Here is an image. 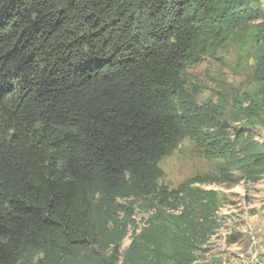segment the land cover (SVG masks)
Masks as SVG:
<instances>
[{"label":"trees","instance_id":"obj_1","mask_svg":"<svg viewBox=\"0 0 264 264\" xmlns=\"http://www.w3.org/2000/svg\"><path fill=\"white\" fill-rule=\"evenodd\" d=\"M257 3L0 0V264H209L222 202L205 187L264 180ZM230 47L260 88L199 104L186 72ZM184 138L221 164L170 190L159 164Z\"/></svg>","mask_w":264,"mask_h":264},{"label":"rangeland","instance_id":"obj_2","mask_svg":"<svg viewBox=\"0 0 264 264\" xmlns=\"http://www.w3.org/2000/svg\"><path fill=\"white\" fill-rule=\"evenodd\" d=\"M264 11V0L254 6ZM184 80L187 88L196 93L199 104L218 102L228 108L234 99L255 94L260 88L255 80V63L252 50L240 52L234 47L225 51L211 50L201 62L189 69ZM258 141H264V125L252 131ZM220 161H207L188 138H184L175 152L164 158L159 167L162 177L159 184L175 190L180 184L196 175L216 174ZM219 193L222 207L218 212L220 228L206 247L198 253L200 262L209 264H264V180L253 185L241 182L231 185L207 186ZM144 215L137 214L138 228L143 226ZM239 235L236 243L228 237ZM129 236L122 243L124 250ZM248 256V259L246 258Z\"/></svg>","mask_w":264,"mask_h":264},{"label":"built area","instance_id":"obj_3","mask_svg":"<svg viewBox=\"0 0 264 264\" xmlns=\"http://www.w3.org/2000/svg\"><path fill=\"white\" fill-rule=\"evenodd\" d=\"M246 258L248 259V256H246Z\"/></svg>","mask_w":264,"mask_h":264}]
</instances>
